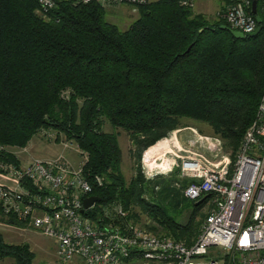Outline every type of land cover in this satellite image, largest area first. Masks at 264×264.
<instances>
[{
	"label": "trees",
	"instance_id": "16d2710c",
	"mask_svg": "<svg viewBox=\"0 0 264 264\" xmlns=\"http://www.w3.org/2000/svg\"><path fill=\"white\" fill-rule=\"evenodd\" d=\"M256 2L260 32L236 39L219 28L224 21L210 22L181 0L140 5L125 31L97 3L56 0V8L44 13L35 0H0V172L3 165L22 171L10 150L25 148L40 131L63 134L85 159L90 195L100 198L86 215L103 225L109 222L104 211L113 205L127 210L143 203L140 166L127 184L117 134L103 130L106 122L129 134L138 164L184 118L208 124L238 148L264 90V0ZM160 144L145 152L147 171L169 165L165 158L157 161ZM18 181L35 191L27 177ZM160 214L154 219L175 238L196 235L192 220L180 226ZM134 218L128 213L110 222L124 227ZM0 221L26 226L1 208ZM6 258L31 264L32 254L26 244H7L0 233V261Z\"/></svg>",
	"mask_w": 264,
	"mask_h": 264
},
{
	"label": "built area",
	"instance_id": "2783aa9c",
	"mask_svg": "<svg viewBox=\"0 0 264 264\" xmlns=\"http://www.w3.org/2000/svg\"><path fill=\"white\" fill-rule=\"evenodd\" d=\"M35 1L44 13L56 8V0ZM72 1L76 5L140 6L149 0ZM252 1L231 0L222 18L244 36L257 28ZM181 5L192 7L193 3L181 0ZM184 131L189 132L185 140L177 139V130L154 145L167 143L163 152L170 160L167 169L151 172L143 164L142 174L147 181L174 173L180 179L188 176L184 198L196 203L206 197L201 204L207 213L191 243L147 231L131 220L124 227L110 222L114 217H128L120 204L104 211L103 221L109 222L101 225L94 221L86 212L95 204L83 210V200L93 190L83 164L74 169L62 157L34 160L20 172L8 168L17 180L27 177L35 191L19 192L0 185V208L5 215H13L53 239L57 257L64 263L125 264L131 259L144 264H264V90L234 155L218 136ZM94 182L98 186L103 183L97 176Z\"/></svg>",
	"mask_w": 264,
	"mask_h": 264
},
{
	"label": "rangeland",
	"instance_id": "374dc122",
	"mask_svg": "<svg viewBox=\"0 0 264 264\" xmlns=\"http://www.w3.org/2000/svg\"><path fill=\"white\" fill-rule=\"evenodd\" d=\"M157 0H149V2H154ZM193 6L191 8L192 12L197 15L203 16L206 20L210 22H218L223 21V15L226 10L230 6L231 0H191ZM139 6L127 5V4H113L110 6H103V9L106 13V19L116 25L121 31H125L129 28V26L137 20L139 16ZM41 17V14L38 13ZM43 18V17H42ZM174 131H179L177 133V139L180 137L183 140L186 139L189 132L184 131V129L189 130L193 129L200 134L205 135H215L220 137L226 145V150L232 152L234 155L237 148L233 149L231 145H229V141L224 140L219 134H216L213 129L205 123L193 121L190 119H178L176 123H174ZM173 128V129H174ZM103 130L105 132H114L117 134V140L119 143L120 151H121V173L125 178L126 183L128 184L131 180H134L135 177L139 174L143 179L142 183V205L140 204H132L129 209L126 211L129 215L135 219L131 220L137 226L151 231L158 235L171 236V231L166 230L167 228L164 225H160L156 222L154 217H160V213H164L168 218L174 221L175 224L184 226L190 220L191 228L195 229L196 235L193 236V239L187 240L186 237L184 239H180L185 243H191L196 239L200 232L201 225L207 213V209H204L202 206L198 210L194 211V202H191L184 198L183 189L186 185L188 176L180 179L177 175H169L165 177L156 178L153 181H147L142 173V165H145V160L142 154L141 160L139 158L138 162L132 158L131 151L134 149L131 138L129 134L121 129L113 130L112 127L106 122L103 126ZM116 131V132H115ZM170 131V130H169ZM168 131V132H169ZM169 132V133H171ZM39 138L50 142L59 144L56 146L59 151L61 157L74 169L80 167L84 163V157L79 155L78 149L74 143L68 142L63 134H59L54 130H42L38 134H36ZM66 146H64V145ZM161 145V144H160ZM163 146V145H162ZM20 161V167L22 166L25 169L29 162V154L24 153L23 150L20 149H11L10 150ZM168 156L165 157L167 160ZM170 161V160H169ZM138 165L140 166V171L138 172ZM7 165H3L2 169L5 174H9V169L13 170V167H6ZM14 171V170H13ZM155 209L160 211L154 212ZM102 210V209H101ZM100 215V213H99ZM5 224V223H1ZM18 228V227H16ZM3 228H0V230ZM24 232L22 236L23 239H20L21 244H26L29 247V251L32 254L31 264H81L78 260H74L70 263H64L59 260L56 254V242L45 236H42L40 233L34 231L31 227L25 226V228H19ZM21 232V233H22ZM2 235V234H1ZM7 236V235H6ZM21 236V237H22ZM8 238L10 242L13 241L12 237ZM175 238V237H174ZM178 239V238H176ZM20 244V245H21ZM3 263L6 264L8 261H12V259L6 260L3 259ZM0 261V262H1ZM2 263V262H1ZM127 264H144L141 261H130Z\"/></svg>",
	"mask_w": 264,
	"mask_h": 264
},
{
	"label": "crops",
	"instance_id": "0c3cea01",
	"mask_svg": "<svg viewBox=\"0 0 264 264\" xmlns=\"http://www.w3.org/2000/svg\"><path fill=\"white\" fill-rule=\"evenodd\" d=\"M61 144V143H59ZM56 143H50L47 142L41 138H39L37 135H35L30 142L27 144L25 148L20 149L21 151L23 150L24 153L29 154V162L32 163L34 160H39V161H55L59 157H61L59 151L57 150L56 146L59 145ZM64 145V144H63ZM65 146V145H64ZM17 158V156H16ZM63 158V157H62ZM64 159V158H63ZM19 161V159L17 158ZM20 164V161H19ZM28 164V166L30 165ZM20 169H23L22 166ZM0 185H3L5 187H9L12 189H15L16 191H26L23 187L20 186L19 181L15 179L13 174H5L0 172ZM2 222L0 221V228H3L0 230V233L2 234L4 242L7 244H13V245H20V239H23L24 235L22 234L23 229L16 228L14 226L6 225V224H1ZM22 232V233H21ZM25 234V233H24ZM10 238H13V241L10 242L9 240H6L8 238H5L7 236ZM22 236V237H21ZM10 258H6V260H9ZM2 262V263H1ZM0 264H4V261H1ZM6 264H14V261H8ZM127 264V263H125Z\"/></svg>",
	"mask_w": 264,
	"mask_h": 264
},
{
	"label": "water",
	"instance_id": "95a60500",
	"mask_svg": "<svg viewBox=\"0 0 264 264\" xmlns=\"http://www.w3.org/2000/svg\"><path fill=\"white\" fill-rule=\"evenodd\" d=\"M256 5H257L256 0H253L252 5H251V14L254 15V17H255V20L257 22V28L252 34L248 35L249 37L256 36L261 30L262 21H261L260 17L257 15ZM219 28L222 30H227L236 39H242L245 37L241 32L234 31V30L230 29L227 25H221ZM205 198L194 203V206L197 207L198 205H200ZM99 201H100V198L96 197V196H90V197L85 198L83 200V210H87V209L91 208L94 204H96Z\"/></svg>",
	"mask_w": 264,
	"mask_h": 264
},
{
	"label": "bare ground",
	"instance_id": "6f19581e",
	"mask_svg": "<svg viewBox=\"0 0 264 264\" xmlns=\"http://www.w3.org/2000/svg\"><path fill=\"white\" fill-rule=\"evenodd\" d=\"M163 145V146H162ZM160 148H161V152H160V159H164L165 157L163 156V152L165 151V149H167V143L166 142H161V145H160Z\"/></svg>",
	"mask_w": 264,
	"mask_h": 264
}]
</instances>
